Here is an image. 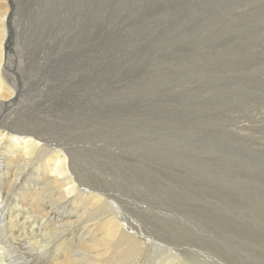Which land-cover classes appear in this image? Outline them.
I'll return each mask as SVG.
<instances>
[{
    "label": "rangeland",
    "instance_id": "obj_1",
    "mask_svg": "<svg viewBox=\"0 0 264 264\" xmlns=\"http://www.w3.org/2000/svg\"><path fill=\"white\" fill-rule=\"evenodd\" d=\"M4 1L25 77L62 76L72 111L99 101L77 110L99 114L104 202L164 245L153 260L264 264V0Z\"/></svg>",
    "mask_w": 264,
    "mask_h": 264
},
{
    "label": "bare ground",
    "instance_id": "obj_2",
    "mask_svg": "<svg viewBox=\"0 0 264 264\" xmlns=\"http://www.w3.org/2000/svg\"><path fill=\"white\" fill-rule=\"evenodd\" d=\"M77 1L65 0L69 9L71 3L73 8L79 9ZM3 2L5 4L4 0H0V4ZM44 2L49 5L48 8L55 3L54 0H41L40 5ZM11 10L0 12V264H211L209 260L206 262L204 259L203 263L188 256V259L178 261L177 256L184 251L193 255L196 253L188 246L174 250L170 247L169 253L172 254L158 255L154 261L150 256L151 250H154L152 246L164 245L143 232L141 223L135 217L126 216L120 210L118 201V206L110 202L107 208L108 203L105 204L103 199L105 194L101 191L106 183L101 181V177L105 173L104 168L112 167L100 168L103 161L99 163L96 160L102 152L97 143L104 137L98 123L99 114L89 115L77 110L91 112L100 103L90 100L87 104L86 101V106L75 105V111H72L71 101L68 103L67 100L66 81L59 79L60 76L42 72L25 77L19 54H12V51L16 52L11 39L14 30L5 38L2 29L6 21L10 25L14 22ZM95 15L100 16L95 11L92 17L88 15L89 23L99 26L90 41L92 45L99 40L101 32V18L95 20ZM98 21L100 24H96ZM79 52L82 51L79 49ZM55 83L58 86L54 87ZM132 165L130 163V167ZM139 211L145 213L142 207ZM77 226L80 232L73 231ZM162 234L165 236L164 232Z\"/></svg>",
    "mask_w": 264,
    "mask_h": 264
}]
</instances>
